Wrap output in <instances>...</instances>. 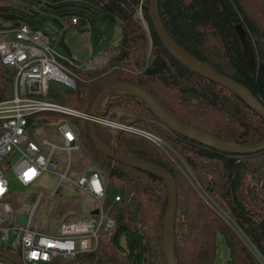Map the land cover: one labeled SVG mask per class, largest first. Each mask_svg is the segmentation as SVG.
I'll return each mask as SVG.
<instances>
[{
  "label": "trees",
  "instance_id": "obj_1",
  "mask_svg": "<svg viewBox=\"0 0 264 264\" xmlns=\"http://www.w3.org/2000/svg\"><path fill=\"white\" fill-rule=\"evenodd\" d=\"M150 2L0 0V30L22 25L44 30L54 47L69 55L74 52L70 44L73 39L67 32L90 31L94 51L102 52L110 46L114 49L115 55L102 69L80 74L74 90L52 87L49 95L58 103L89 114L104 87L133 84L148 92L171 115L190 125L246 146L264 141V118L257 111L237 93L201 76L165 48L149 13ZM159 10L167 32L181 47L216 72L251 89L264 104V86L258 83L257 70L249 60L253 58L257 65H264V29L248 14L242 0H160ZM143 17L149 33L142 23ZM74 18L76 23L72 21ZM238 24L247 31L252 54L242 45L236 31ZM156 84L165 91H157ZM8 88L9 85L0 92L2 97ZM41 114L44 121L62 116L53 112ZM66 117L106 182L105 208L117 225L110 242H106L109 236L101 234L93 252L43 264H119L111 250L123 253L127 264H169L163 237L169 200L165 179L103 153L90 137L88 120ZM98 117L158 135L172 149H178L188 167L195 171L200 188L193 179L191 183L180 175L168 152L150 138L97 123L98 136L107 145L165 168L176 178L177 264H217L220 241L225 242L232 254L227 264H264V150L243 153L204 145L174 132L142 99L123 91L104 99ZM115 194L122 195L119 202L115 201ZM2 249L0 246V252H9ZM15 255L19 261L0 253L21 264L19 254Z\"/></svg>",
  "mask_w": 264,
  "mask_h": 264
},
{
  "label": "built area",
  "instance_id": "obj_2",
  "mask_svg": "<svg viewBox=\"0 0 264 264\" xmlns=\"http://www.w3.org/2000/svg\"><path fill=\"white\" fill-rule=\"evenodd\" d=\"M72 21L77 22L75 18ZM104 53L83 62L74 52L69 55L57 50L44 30H33L29 25L0 30V59L3 65L15 68L14 94L0 101V246L4 251L19 254L21 264L73 259L91 253L99 245L101 234L111 233L117 225L105 208L107 187L101 172L91 169L85 174L84 169L72 164L73 155L82 149V144L66 116L86 120L92 116L58 103L49 95L52 82L74 90L81 73L106 66ZM45 112L62 116L44 121L41 113ZM96 122L138 133L171 152L163 138L148 130L99 117ZM41 130L43 134H39ZM47 172L59 176L51 196L57 197L62 181L66 180L92 198L88 217L63 218L57 229L45 231L36 221L37 210L45 199L43 194L37 195L33 204L15 205L12 183L30 187ZM114 199L119 202L122 195L115 194ZM96 209L99 213H94ZM20 215L27 216L25 224L19 222Z\"/></svg>",
  "mask_w": 264,
  "mask_h": 264
},
{
  "label": "water",
  "instance_id": "obj_3",
  "mask_svg": "<svg viewBox=\"0 0 264 264\" xmlns=\"http://www.w3.org/2000/svg\"><path fill=\"white\" fill-rule=\"evenodd\" d=\"M159 1L160 0H151L149 6V13L151 19L153 20L154 28L156 33L161 38L163 45L167 48L173 56L183 62L186 66L191 67L194 71H196L201 76H206L207 78L213 80L216 83H220L222 86L226 87L228 90L237 93L246 104L250 105L255 111H257L264 118V104L260 103L252 90L245 87L243 84L237 82L230 77L223 75L222 73H218L209 67L205 62L200 61L196 58L192 53L188 52L185 48L181 47L167 32L163 19H161L160 10H159ZM236 31H238V35L241 39L242 45H244L246 52L250 53V45L247 38V31L243 28L241 24L236 26ZM252 63L253 68L257 70L258 74V83L263 87L264 86V65L256 64V61L253 58L249 59ZM117 91H123L130 94H135L140 99H142L148 106H150L156 116L164 121L167 126H169L174 132H178L187 136L188 138H192L204 145H209L211 147L223 150H237L243 153H250L251 151L256 150H264V141L259 142L257 144H252L250 146L242 145L237 142L230 141L228 139L219 137L215 134H212L209 131H205L197 126L190 125L187 122L174 117L169 112H167L163 107H160L154 98L148 93L139 88L136 85H130L126 83H117L111 84L104 87L96 98L95 102L92 105V109L90 111V115L92 118L89 119V129H90V137L95 144V146L112 157L117 161H122L132 166L139 167L146 171H152L158 174L162 179H165L168 187L169 200L167 203V210L164 215V230L163 237L165 242V251L167 255V260L169 264H177L176 261V251H175V237H174V226H175V218L177 213V182L176 178L165 168L158 167L155 164L150 162H145L138 158L130 157L111 146L107 145L102 139L98 136L97 133V123L96 117H98V110L103 100ZM94 213H99V210H95ZM27 220V216L20 215L19 222L25 224ZM0 261L8 262L9 264H16L10 257L8 256H0ZM105 264H117L114 262H108Z\"/></svg>",
  "mask_w": 264,
  "mask_h": 264
},
{
  "label": "rangeland",
  "instance_id": "obj_4",
  "mask_svg": "<svg viewBox=\"0 0 264 264\" xmlns=\"http://www.w3.org/2000/svg\"><path fill=\"white\" fill-rule=\"evenodd\" d=\"M242 2L246 5L248 14L255 20L257 25L264 29V16L262 15V0H242ZM141 18V16H140ZM142 19V18H141ZM144 19V17H143ZM143 25H145L147 33H149V30L147 28V24L145 19L142 20ZM48 31H51L50 28H47ZM67 36H70L72 38L71 49L74 51L75 54H77L81 61L85 62L89 59H94L96 56L99 55L101 52H96L93 50L91 45V33L90 31H86L81 34H75L67 32ZM105 53L104 58L106 59V62L110 57L114 54V49L110 46L105 49H103ZM98 54V55H97ZM250 54H252V48L250 47ZM15 68L11 66H5L2 64V61L0 59V92L2 90H5L6 87L9 85V88L6 90L5 97H2L0 95V101L1 99H7L11 98L14 94L15 89ZM10 79V81H9ZM52 87H59L60 89L67 88L61 83L52 82ZM157 85V84H156ZM51 87V89H52ZM157 91H165L162 87L155 86ZM155 90V89H154ZM160 97L164 98V96L159 94ZM104 101V100H103ZM129 112H127L128 115ZM92 118V117H90ZM89 118V119H90ZM57 120V119H53ZM89 121V120H88ZM114 129V128H113ZM116 130V129H114ZM39 134H43V131H39ZM173 148V147H172ZM168 152V151H167ZM170 161L173 162V165H176L178 167V173L180 175L183 174L185 178L188 180H194L195 186L197 188H200L201 186L198 183V180L195 178V171L193 172L191 170V167H188V164L185 162L186 159L184 155L178 150V149H171V152L166 153ZM73 167H77V169L83 170L85 174L89 173L91 169H96L94 166L93 161H91V157H89L86 150L83 148L79 152H75V155H73ZM197 176V175H196ZM181 177V176H180ZM192 183V181H191ZM12 192H13V198L15 200V205L19 206V204L26 202L29 204H33V202L36 200L37 195L43 194L45 199L42 201L41 205L38 208L37 212V218L36 221L43 227L45 231H54L57 229L59 221L63 220V218H76L77 216H83L88 217L91 212V206H92V198L88 197L87 195H84L77 186L75 187L71 182L69 181H62V189L59 192L57 197L51 196V191L59 184V176L54 172H47L43 174L40 179L37 181V183L30 187H25L20 185L19 183H12ZM115 193V190H112V194ZM216 209L221 213L225 214V211L221 209L219 206H217ZM109 236V239H107L106 242H110V236L112 233H104L103 235ZM106 236V237H107ZM243 237V235H242ZM244 239V237H243ZM245 241V239H244ZM250 249L256 251V249L251 248ZM219 255L217 259V264H227V261L229 258L232 257L231 251L228 248V246L225 244L224 241H220L219 246ZM4 255H9L13 259L18 260V257L12 253V252H0ZM111 253H114L116 262L119 264H127L125 260V255L123 253H119L116 251H112ZM257 256V255H255ZM43 264V263H38ZM46 264V263H45ZM50 264V263H49Z\"/></svg>",
  "mask_w": 264,
  "mask_h": 264
},
{
  "label": "crops",
  "instance_id": "obj_5",
  "mask_svg": "<svg viewBox=\"0 0 264 264\" xmlns=\"http://www.w3.org/2000/svg\"><path fill=\"white\" fill-rule=\"evenodd\" d=\"M85 195V194H84ZM88 196V195H87ZM89 197V196H88Z\"/></svg>",
  "mask_w": 264,
  "mask_h": 264
}]
</instances>
